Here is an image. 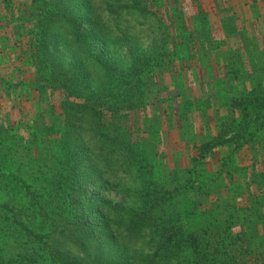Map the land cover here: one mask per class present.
<instances>
[{
  "label": "trees",
  "instance_id": "16d2710c",
  "mask_svg": "<svg viewBox=\"0 0 264 264\" xmlns=\"http://www.w3.org/2000/svg\"><path fill=\"white\" fill-rule=\"evenodd\" d=\"M126 1L0 0V264H181L186 250L202 263L204 172L197 159L189 176L158 169L157 120L188 113L173 75H195L203 55L167 50L176 37L155 0ZM250 1L259 17L264 0ZM251 61L253 89L223 122L231 143L254 124L264 135V56Z\"/></svg>",
  "mask_w": 264,
  "mask_h": 264
},
{
  "label": "rangeland",
  "instance_id": "374dc122",
  "mask_svg": "<svg viewBox=\"0 0 264 264\" xmlns=\"http://www.w3.org/2000/svg\"><path fill=\"white\" fill-rule=\"evenodd\" d=\"M154 3V9L168 13L166 23L176 37L174 47L172 43L167 50L203 55V64L195 75H173L184 97L190 100L189 110L187 113L185 105L176 115L164 116L163 122L157 120L166 137L158 149L165 155L158 159V169L162 167L170 173L181 168L188 174L195 159L200 160L199 169L204 175L195 187L200 192L197 243L201 246V264H264V204L263 210L252 215L259 202L251 200L264 198V177L256 182L251 174L252 170L264 173V152L254 151L262 145L261 138L264 141L263 129L254 124L244 132L241 143L228 141L234 131L229 135L223 132V122L230 120V114L240 116V112L233 110L234 99L247 96L253 89L248 73L255 68L250 66L251 59L257 63L264 56V9L258 17L259 8L253 7L250 0H196L195 5L186 0ZM180 14L182 23L175 22ZM134 23L139 31L151 27L141 17ZM161 33L157 29L152 31V35ZM147 36L141 38L145 40ZM221 59L225 60L224 65ZM255 74L264 77L262 71ZM208 141L214 142V147L202 157L200 150ZM237 197L242 200L238 202ZM236 203L243 207L240 214L233 210ZM246 214L249 222L244 219ZM187 241L181 244L191 243ZM181 259V264H190L192 255L186 250Z\"/></svg>",
  "mask_w": 264,
  "mask_h": 264
},
{
  "label": "crops",
  "instance_id": "0c3cea01",
  "mask_svg": "<svg viewBox=\"0 0 264 264\" xmlns=\"http://www.w3.org/2000/svg\"><path fill=\"white\" fill-rule=\"evenodd\" d=\"M221 54V53H220ZM222 60V64L224 65V62H225V60L224 59H221ZM212 67V66H211ZM222 74V73H221ZM246 82H248V81H246Z\"/></svg>",
  "mask_w": 264,
  "mask_h": 264
}]
</instances>
